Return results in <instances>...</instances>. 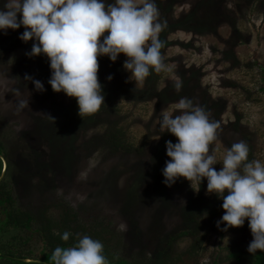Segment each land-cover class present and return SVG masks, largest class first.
I'll list each match as a JSON object with an SVG mask.
<instances>
[{"label": "rangeland", "instance_id": "374dc122", "mask_svg": "<svg viewBox=\"0 0 264 264\" xmlns=\"http://www.w3.org/2000/svg\"><path fill=\"white\" fill-rule=\"evenodd\" d=\"M155 3L159 21H166L158 34L166 69L136 81L123 66L125 54L115 62L98 57L105 104L82 117L75 97L48 84L46 55H26L33 41L19 39L24 26L0 31V142L19 203L37 209L64 201L86 222L103 220L117 242L114 255L126 259H151L168 236L190 226L183 213L193 200L214 194L207 193V178L163 183L162 169L171 159L165 142L178 138L161 133L158 123L162 112L177 114L181 98L204 106L219 123L210 144L218 161L243 140L253 159L264 163V0H211L207 9L203 0H173L172 7L163 0ZM212 15L213 25L203 19ZM186 22L202 25L185 28ZM26 75L43 82L45 91L35 90ZM21 100L29 106L21 108ZM113 123L125 133L130 152L104 145ZM222 166L213 165L216 170ZM225 223L217 227L216 222L204 243L205 264H211L215 252L219 264H230L228 247L247 251L253 239L247 219L227 231L222 230ZM188 244L179 241L174 250Z\"/></svg>", "mask_w": 264, "mask_h": 264}, {"label": "clouds", "instance_id": "9594fccd", "mask_svg": "<svg viewBox=\"0 0 264 264\" xmlns=\"http://www.w3.org/2000/svg\"><path fill=\"white\" fill-rule=\"evenodd\" d=\"M158 17L155 0H113L110 4L106 0H4L0 31L6 34L9 28L24 26L19 39L33 41L26 55H46L51 69L48 84L56 92L75 97L82 117L105 104L98 57L106 55L115 62L120 53L125 54L128 59L123 66L136 81L166 69L161 52L164 41L158 38L166 21L161 23ZM25 79L32 81L35 90L45 91L40 80L28 75ZM181 87L177 82L176 90ZM19 106H29V101L21 100ZM175 111V116L162 112L158 123L161 133L168 131L178 138L175 143L165 142L171 159L162 169L163 183L171 186L180 177L201 183L207 178V193L223 200L225 212L217 227L226 222L222 230L227 231L243 226L247 219L253 236L247 251H264V163L248 160L249 147L243 140L232 144L218 161L210 144L220 125L210 112L187 97L179 100ZM218 162L223 165L220 170L213 167ZM70 235L65 231L61 239L68 241ZM52 259L54 264H108L102 241L88 235L72 247H56Z\"/></svg>", "mask_w": 264, "mask_h": 264}, {"label": "trees", "instance_id": "16d2710c", "mask_svg": "<svg viewBox=\"0 0 264 264\" xmlns=\"http://www.w3.org/2000/svg\"><path fill=\"white\" fill-rule=\"evenodd\" d=\"M203 2L208 4L207 9L211 0ZM163 3L168 7L173 6V0H163ZM203 19L211 21L212 25L216 22L215 15L203 16ZM184 24L187 25L185 28L195 29L196 26L202 25H195L192 22ZM104 143L111 151L133 150L122 128L114 123L109 126ZM248 147V160L253 161L254 155L250 145ZM0 155L7 158L1 142ZM2 169L0 158V175ZM9 169L11 166L7 162L5 173L0 180V264H54L52 254L56 247H72L84 235L102 241L108 264H205L204 243L215 231L217 218L225 212L222 208L223 200L216 194L207 199L195 198L193 206L183 213L190 223L188 228L168 236L151 259L139 255L126 259L114 255L117 242L108 223L103 220L94 219L86 222L69 203L64 201L45 202L37 209L20 204ZM65 231L71 233L68 241L61 239ZM185 239L189 241L187 247L175 251V245ZM233 246L230 245L227 249L226 259L231 261L230 264H264V251L257 250L256 254H250L238 246ZM9 256L29 261L12 259ZM215 256L216 252L212 255L211 264H219Z\"/></svg>", "mask_w": 264, "mask_h": 264}, {"label": "water", "instance_id": "95a60500", "mask_svg": "<svg viewBox=\"0 0 264 264\" xmlns=\"http://www.w3.org/2000/svg\"><path fill=\"white\" fill-rule=\"evenodd\" d=\"M0 158L2 160V163H3V169H2V173L0 175V180L1 178L3 177L4 173H5V170H6V167H7V164H6V161L4 159V157L2 155H0ZM10 258L12 259H17V260H21V261H29L28 259H22V258H15V257H12V256H9Z\"/></svg>", "mask_w": 264, "mask_h": 264}]
</instances>
